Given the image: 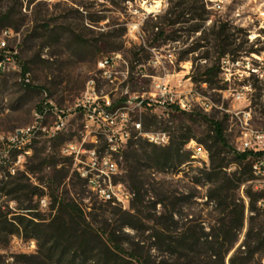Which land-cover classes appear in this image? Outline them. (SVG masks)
<instances>
[{
	"label": "rangeland",
	"instance_id": "374dc122",
	"mask_svg": "<svg viewBox=\"0 0 264 264\" xmlns=\"http://www.w3.org/2000/svg\"><path fill=\"white\" fill-rule=\"evenodd\" d=\"M186 1L0 0V33L10 31L8 44L18 53L17 67L0 73V133L38 127L36 114L46 103L62 111L67 121L55 138L37 131L32 140L12 146V158L24 157L15 175L8 172L9 163L0 166L1 215L12 222L19 215L49 218L54 197L75 200L100 220L131 209L132 198L127 208L119 201L110 205L101 200L80 175V164L63 153L68 143L98 152L107 147L106 125L90 122L80 106L89 80L94 79L99 94L109 95L115 103L109 113L120 114L119 105H126L130 118L143 128L147 125L150 132L167 133L169 141L170 136L178 141L191 136L183 149L191 161L163 168L147 158L152 147L146 142L129 148L134 136L129 135L115 183L132 193L131 168L136 167L149 206L156 200L170 206L178 201L177 213L185 221L201 219L206 231L217 225L219 212L207 203L211 185L204 174L211 165L208 146L215 148L214 132L204 116L223 124L228 143L238 151H243L247 132L264 131V34L259 28L264 0H229L221 11L209 8L211 3L204 0V18L199 16L201 8H195L201 0H189L188 6ZM221 26L227 41L219 45ZM106 57L111 63L103 75L99 62ZM213 65L219 71L207 75ZM161 84L185 93L192 111L164 109L158 102ZM127 100L131 102L125 104ZM56 119L52 113L44 124L50 128ZM102 122H109L107 115H102ZM142 139L153 143L150 137ZM226 157L227 171L232 173L238 165L232 154ZM262 184L255 179L232 190L246 205L245 227L236 248L245 241L255 213L249 210L247 191L259 193ZM24 187H30L28 196L20 191ZM33 187H39L40 197L30 195ZM30 205L31 210H26ZM257 206L264 217V199ZM152 213L150 208L145 217ZM31 243L36 245L33 240L10 236L8 242L0 240V254L10 263L21 264L18 255L37 251Z\"/></svg>",
	"mask_w": 264,
	"mask_h": 264
},
{
	"label": "trees",
	"instance_id": "16d2710c",
	"mask_svg": "<svg viewBox=\"0 0 264 264\" xmlns=\"http://www.w3.org/2000/svg\"><path fill=\"white\" fill-rule=\"evenodd\" d=\"M201 1V6L195 8H201L199 16L204 18L206 9L204 0ZM184 4L188 6L190 1ZM2 23L3 19L0 18V25ZM224 31V26H221L217 32L219 45L227 41ZM219 69V66L213 65L206 74H217ZM174 111L181 112L177 109ZM204 117L214 132V145L219 150L217 153L214 147L208 146L211 165L204 172L211 185L207 203L215 206V210L219 212L217 225L210 231H206L201 219L185 221L179 216L176 208L181 204L178 201L170 206L162 200H156L149 206L143 192L141 171L132 167L134 186L129 211L114 213L111 217L106 216L100 220L93 212L87 214L75 200L54 197L49 218L39 214L29 215L31 217L19 215L12 222L0 214V240L8 242L10 236L17 235L24 240L35 241L36 253L17 256L21 264H227V257L233 250L229 264L257 262V256L264 253V217L260 216L257 206L258 201L264 199V189L259 193L251 189L247 191L250 198L249 210L255 213L251 217L252 225L245 241L237 248L240 233L245 227L246 205L239 202L232 190L257 179L253 163L263 158L264 152L234 149L225 137L223 124ZM148 130L145 125L144 131ZM190 139L191 136H186L183 141H178L170 136L167 145L159 146L134 135L128 142V147H134L139 141L146 142L148 147H152L151 152H147V158L166 168L191 161L190 154L183 153ZM227 154H232L233 163L238 165V169L232 173L227 171ZM33 189L30 195L38 194L40 197L39 187ZM20 191L28 196L30 187L21 188ZM107 204L111 205L112 202ZM158 205L162 210L157 209ZM31 208L32 205L26 210L30 211ZM150 208L153 213L145 217ZM8 224L11 227L3 235ZM127 228L134 232L133 235ZM0 264L15 263L8 262L0 254Z\"/></svg>",
	"mask_w": 264,
	"mask_h": 264
},
{
	"label": "built area",
	"instance_id": "2783aa9c",
	"mask_svg": "<svg viewBox=\"0 0 264 264\" xmlns=\"http://www.w3.org/2000/svg\"><path fill=\"white\" fill-rule=\"evenodd\" d=\"M229 0H206L211 6L209 8L221 11L225 7L224 4ZM264 5V3H263ZM237 17L241 14L237 13ZM248 19L253 23L251 16ZM259 28L263 30L264 34V12H261V19L259 21ZM253 31H249L252 33ZM10 31H2L0 33V73L7 72L11 66L17 67L18 53L16 49L11 48L8 44ZM264 39V35H263ZM119 57L120 55H116ZM111 63V59L106 57L99 62L102 74H108L107 68ZM252 72H258L256 69H252ZM128 77V74H127ZM264 77V73H262ZM26 82H29V76H26ZM163 86L162 96L158 101L162 107L166 110H179L181 112L192 111V105L187 102V97L182 92H174L168 88V85L161 84L158 87ZM127 102H131L127 100ZM142 104L143 101H140ZM152 106V103H147ZM115 105L111 101L109 95H100L97 91V84L92 80H89L87 89L85 91L84 98L81 103V109L85 112L88 120L92 123L106 125V132H108L107 147L103 151H97V149H87L83 146L78 147L73 143H68L63 147V153L74 159L76 163H79L80 175L84 178L87 184L92 187L99 198L105 202L116 203L119 201L125 208L129 206L130 199L133 198V193L125 192L122 189V185H117L114 181L115 177L121 173V166L123 163V143H127L128 135H140L143 138L153 137V143L157 145H167L169 143V136L163 132H150L144 131L143 125L138 120H133L128 114V107L126 105L120 106V114L117 117H110L109 122H102V115H109V109ZM56 107H50L49 103H46L42 110L36 114L37 125H31L28 127H22L16 129L13 133L5 134L0 133V166L8 164V172L11 175H15L18 166L23 161V157L12 158V146L22 145L25 140H32L33 136L38 133L48 134L50 138L57 137L66 125V117L61 114ZM52 113L57 115V119L48 128V125L44 124L49 115ZM4 149H3V148ZM3 150V151H2ZM243 150L250 151H263L264 152V131H249L246 133ZM29 151L26 154H30ZM84 156L87 158L84 159ZM253 171L259 181H263L262 188L264 189V157L257 159L253 163ZM46 205V200H42ZM32 247H36L34 243H31ZM253 264H264V253L260 256L257 262Z\"/></svg>",
	"mask_w": 264,
	"mask_h": 264
},
{
	"label": "bare ground",
	"instance_id": "6f19581e",
	"mask_svg": "<svg viewBox=\"0 0 264 264\" xmlns=\"http://www.w3.org/2000/svg\"><path fill=\"white\" fill-rule=\"evenodd\" d=\"M5 31H8V30H5ZM93 82H95V84H96V81L94 80V79H91ZM109 116L110 117H117V112H115V113H109V115H107V117H108V119H109ZM128 138H129V135L127 136ZM150 140L153 142V137H150ZM126 145H127V143H126ZM34 242V241H33Z\"/></svg>",
	"mask_w": 264,
	"mask_h": 264
}]
</instances>
